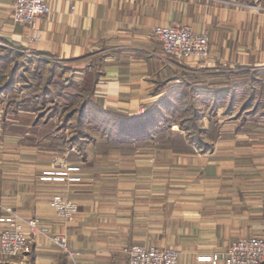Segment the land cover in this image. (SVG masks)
I'll return each mask as SVG.
<instances>
[{
  "label": "crops",
  "instance_id": "1",
  "mask_svg": "<svg viewBox=\"0 0 264 264\" xmlns=\"http://www.w3.org/2000/svg\"><path fill=\"white\" fill-rule=\"evenodd\" d=\"M48 2L51 12L31 27L13 19V0H0V45L63 63L68 79L92 80L104 104L129 114L159 96L154 88L159 91L162 83L180 80L189 72L223 67L264 71V0ZM166 24H184L206 33L208 57L181 61L165 54L152 29ZM50 123L51 118L43 125L55 131L56 124ZM37 125L0 122V212L10 206L23 218L37 217L44 228L30 233L29 253L0 259V264H58L64 251L51 240L55 233L66 235L77 252L73 258L67 255L66 264H128L123 248L132 243L174 248L177 264H210L198 257L264 230L263 195L249 200L236 184L204 188L172 184L167 170L171 163H181L183 154L154 148L129 155L134 161L164 160L165 167L157 164L163 169L143 173L88 168L89 157L67 160L79 169L64 171L56 164L64 155L41 147L34 135ZM173 156L177 161L168 162ZM125 173L134 180L117 185L116 178ZM62 174V179L55 178ZM154 175L160 180L154 181ZM140 176L153 181L138 184ZM57 193L77 203L70 222L62 221L49 205Z\"/></svg>",
  "mask_w": 264,
  "mask_h": 264
},
{
  "label": "trees",
  "instance_id": "2",
  "mask_svg": "<svg viewBox=\"0 0 264 264\" xmlns=\"http://www.w3.org/2000/svg\"><path fill=\"white\" fill-rule=\"evenodd\" d=\"M65 69V65L58 61L0 45V96L14 89L24 90L27 95L14 98L17 102H13L12 110L21 108L34 112L36 115L32 124L58 115L60 123L56 130L66 129L70 125L73 132L68 137L60 134V142L67 139L71 146L79 148L85 158L88 151L85 144L96 142V138L85 129L86 124L90 123L101 132L103 145L107 146H116L117 143L122 149H130L137 144H153L167 148L174 154H195L211 150L217 136L216 131L219 133V126L215 128L210 115H215L220 98L228 94L227 110L234 107L236 99H240L237 110L231 117L239 119L237 129L240 125L253 123L254 120L255 123L264 121V77L257 76L264 73L262 70L242 67L225 70V74L230 75L231 79H227V84H220L218 87H214L211 82L189 79L195 73L185 74V78L173 81L166 88V92L148 104L143 111L129 115L103 106L95 96L92 80L86 79L77 83L63 74ZM21 81L25 85L18 88ZM155 90L154 94H157L158 90ZM198 93L205 96L204 102L206 98L209 100L208 104L211 102L209 110L205 111L200 106ZM6 107L5 110L8 109ZM206 113H209V121L205 126L202 118ZM110 151L109 147L103 150ZM66 257L67 253L63 252L58 264H66Z\"/></svg>",
  "mask_w": 264,
  "mask_h": 264
},
{
  "label": "rangeland",
  "instance_id": "3",
  "mask_svg": "<svg viewBox=\"0 0 264 264\" xmlns=\"http://www.w3.org/2000/svg\"><path fill=\"white\" fill-rule=\"evenodd\" d=\"M13 17V16H12ZM6 46V45H5ZM9 47V46H8ZM226 67L217 68L219 71H214V68H204L202 71H197L192 76H189L191 80H199V82H211L214 87H218L220 84H227V79H231L230 75L225 74ZM234 70H237L234 68ZM173 69H170V73ZM174 72V71H173ZM172 72V73H173ZM214 72L213 74H211ZM232 76H235L231 73ZM261 75V76H260ZM257 76L264 77V73H259ZM29 78H31L28 75ZM185 78L181 75V79ZM177 80V81H181ZM173 80H170L168 84L164 85L159 89L158 93L160 97L166 92V88H168ZM262 82L264 83V78H262ZM21 85L18 84V88L25 85L23 81H21ZM19 90V89H18ZM16 89L11 90L10 93H4L0 96V122L1 123H30L32 122L34 116L36 115L34 112H29L24 109H19L17 111H13L14 103L17 102L15 99H19L23 96H26L24 90L18 91ZM155 90V88H154ZM156 91V90H155ZM95 96L101 101L103 106L114 108L111 105L104 104L103 100L97 96L94 90ZM200 97V106L206 110H209L211 107V102L205 96H202L198 93ZM157 97V98H158ZM157 98H154L152 101H148L145 104H141L138 109L139 112L143 111L144 108L156 101ZM229 94L227 96H222L218 102L215 115H210L212 118L210 120L214 121L215 128L219 126V130L216 131V138L213 140V147L211 150H207L204 153L196 152L195 154H183L181 163H175L174 165H169L170 168L168 171L169 181L174 185L180 186H198L204 188L207 185H223V186H232V184L240 185L243 191L248 195L249 200L256 201L257 199H262L264 196V121L250 123L245 126H239V119H231L237 107L239 105L240 99H236L234 101V107L228 108ZM12 101V102H11ZM144 105V106H143ZM210 105V106H208ZM8 106V107H6ZM208 106V108H206ZM5 107L8 108L5 110ZM119 110V109H118ZM123 111V110H120ZM204 111V112H205ZM128 113L126 111H123ZM138 112V113H139ZM129 114V113H128ZM137 113H131L129 115H134ZM207 114V115H206ZM202 118L203 124L206 126L209 121V113H206ZM48 119L38 123L36 126V130L34 135L37 137V141L40 142V145L44 149H50L51 151H56L57 155L63 157H58L56 164L59 165L60 169H65L64 171L69 170V167L79 166L77 164H69L68 161L71 160H87L89 157L90 166L88 168L100 169V170H131L135 169L139 173H143L145 171L163 169L166 165L164 164V160L153 162V160L143 159V158H131L135 153H138L142 150L149 149H167L164 147H160L158 145L150 144L149 146L144 145H134L130 149H122L117 145H103L104 141H102V134L98 131L97 128L93 127V124H86L85 129L90 131V133L96 138V142H87L85 144V148L87 151L86 158L81 154L79 148L77 146H71L68 143V140L64 139L63 142H60V134H64L66 137L70 136L73 132L68 125L66 129L60 130H49V126L43 125L46 123ZM41 121V120H40ZM60 123V118L58 115H54L51 117V123L49 125H53ZM36 125V124H35ZM173 127L176 125H172ZM210 126V125H209ZM215 128L213 126V133L215 134ZM8 132V130H7ZM16 135L20 134L19 130H14ZM35 137V141H36ZM105 147L110 148V152H103ZM171 152V151H170ZM213 153V158L209 157ZM211 154V155H210ZM180 155V154H174ZM83 156V157H82ZM173 156L168 159V162L177 161V157ZM186 156V157H185ZM160 157V156H159ZM190 157V158H189ZM167 158V157H166ZM165 158V160H167ZM189 158V159H188ZM188 159V160H187ZM155 161V160H154ZM148 162L152 163L149 164ZM136 163V164H135ZM159 164H163V168H158ZM156 165V167H155ZM59 171V170H58ZM70 171V170H69ZM131 175L120 174L119 178H116V184L120 186H124L125 183L123 181L128 182ZM125 177V178H124ZM134 180V179H130ZM138 184H146L151 181L160 180L158 177L154 175L153 180L152 177H138L136 179ZM127 184V183H126ZM263 195V196H262ZM144 244V243H140Z\"/></svg>",
  "mask_w": 264,
  "mask_h": 264
},
{
  "label": "built area",
  "instance_id": "4",
  "mask_svg": "<svg viewBox=\"0 0 264 264\" xmlns=\"http://www.w3.org/2000/svg\"><path fill=\"white\" fill-rule=\"evenodd\" d=\"M51 10L48 0H13L12 16L15 21L33 27L38 17L48 14ZM152 33L160 41L164 53L171 57L181 61L185 59L203 61L208 57L207 34L194 31L188 25H156ZM78 169V166L69 167V170ZM63 176L64 174L55 178L62 179ZM49 205L54 209L56 216L64 222L72 221L78 210L76 201L63 193L53 195ZM38 223L37 217L23 218L12 207H3L0 212V259L24 257L29 253L32 247L30 233L44 231ZM51 240L71 258L77 254L70 248L66 235L55 233ZM123 251L128 264L178 263V252L171 247L132 243L124 247ZM198 260L210 264H264V230L259 234L240 236L230 241L224 249L199 256Z\"/></svg>",
  "mask_w": 264,
  "mask_h": 264
}]
</instances>
